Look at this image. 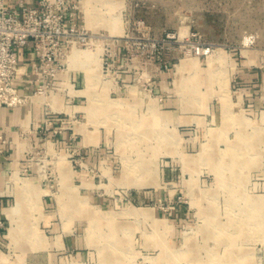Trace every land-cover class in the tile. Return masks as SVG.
I'll use <instances>...</instances> for the list:
<instances>
[{
    "label": "rangeland",
    "instance_id": "374dc122",
    "mask_svg": "<svg viewBox=\"0 0 264 264\" xmlns=\"http://www.w3.org/2000/svg\"><path fill=\"white\" fill-rule=\"evenodd\" d=\"M69 1L89 37L58 76L86 86L35 72L16 104L41 120L3 264H264V0Z\"/></svg>",
    "mask_w": 264,
    "mask_h": 264
},
{
    "label": "built area",
    "instance_id": "2783aa9c",
    "mask_svg": "<svg viewBox=\"0 0 264 264\" xmlns=\"http://www.w3.org/2000/svg\"><path fill=\"white\" fill-rule=\"evenodd\" d=\"M8 2L0 0V105L21 104L27 96L13 83L19 48L32 47L36 56V80L39 81L34 93L41 94L49 91L48 86L57 79L60 63L64 61L58 56L66 46L87 43L89 37L84 27L76 25L72 12L71 21L63 18L65 10L75 6L74 2L37 0L35 4H27L19 0L15 5ZM6 142L8 139L0 133V151Z\"/></svg>",
    "mask_w": 264,
    "mask_h": 264
},
{
    "label": "crops",
    "instance_id": "0c3cea01",
    "mask_svg": "<svg viewBox=\"0 0 264 264\" xmlns=\"http://www.w3.org/2000/svg\"><path fill=\"white\" fill-rule=\"evenodd\" d=\"M19 0H9V4L15 5ZM27 4H35L37 0H23ZM83 1L81 7L84 14L87 10L99 8V6ZM87 6V7H86ZM101 8V7H100ZM80 12V11H79ZM17 66L13 77V83L22 92H29L33 89V77L35 76L34 64L35 55L31 45H25L17 51ZM58 83L66 80L69 89L82 91L85 88V73L69 71L62 72L58 77ZM76 84H81L83 88H74ZM60 86V85H59ZM77 106V105H76ZM80 110H83V107ZM87 110V109H86ZM41 120V106L36 103L30 108L24 105H0V133L8 139V142L3 144V150L0 151V221L7 223V231L0 225V239L12 237L9 234L11 224L19 227L22 224L21 214L25 206V194L32 184L25 181L24 177L18 176L22 167L26 163V153L24 152V143L20 140V133L27 127L35 128ZM65 137L68 134L64 135ZM66 172L69 173L66 169ZM17 230V229H16ZM16 233V231H15ZM14 233V234H15ZM20 239V237H19ZM24 238H21L22 240ZM3 254L0 251V264H3Z\"/></svg>",
    "mask_w": 264,
    "mask_h": 264
},
{
    "label": "bare ground",
    "instance_id": "6f19581e",
    "mask_svg": "<svg viewBox=\"0 0 264 264\" xmlns=\"http://www.w3.org/2000/svg\"><path fill=\"white\" fill-rule=\"evenodd\" d=\"M118 0H87L88 3L92 4V2L99 6V7H102V8H105V9H109V8H112L113 6L117 5V2ZM87 7V6H86ZM111 19V20H110ZM109 19V23H113L115 24V17H111ZM109 25V24H108ZM116 26V25H115ZM115 28V27H113ZM77 50V49H74L73 52ZM79 50V49H78ZM85 51V50H84ZM77 52V51H76ZM86 53V52H85ZM92 53H87V56H90ZM79 55V54H78ZM96 58V57H95ZM97 61V60H96ZM180 69L181 68H184V67H187V66H190L191 68H195L196 67V59L195 57L191 58V59H188V60H183V61H180V63L177 65ZM54 96V95H53ZM257 138V137H256ZM142 182V178L141 179H138L135 183H137L138 185L141 184ZM134 209H138L137 207H134ZM262 224L264 225V219L262 220ZM16 231V225L15 224H11V226L9 227V234L11 236H14V233ZM231 264H235L236 261L234 262H229ZM225 264H228V262H225Z\"/></svg>",
    "mask_w": 264,
    "mask_h": 264
}]
</instances>
